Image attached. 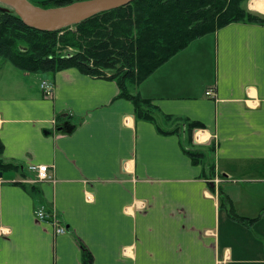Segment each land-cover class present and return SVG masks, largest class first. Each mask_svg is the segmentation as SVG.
Masks as SVG:
<instances>
[{
  "label": "crops",
  "instance_id": "1",
  "mask_svg": "<svg viewBox=\"0 0 264 264\" xmlns=\"http://www.w3.org/2000/svg\"><path fill=\"white\" fill-rule=\"evenodd\" d=\"M243 8L264 20V0ZM42 75L0 59L1 160L23 171L0 177V264H81L83 249L92 264H264V25L195 40L133 89L155 123L136 120L113 81ZM174 120L201 126L191 145L184 132H158ZM185 150L204 157L193 164ZM31 166L50 176L36 195L13 185L27 184ZM219 192L258 221L230 220ZM40 207L65 233L36 218Z\"/></svg>",
  "mask_w": 264,
  "mask_h": 264
},
{
  "label": "trees",
  "instance_id": "2",
  "mask_svg": "<svg viewBox=\"0 0 264 264\" xmlns=\"http://www.w3.org/2000/svg\"><path fill=\"white\" fill-rule=\"evenodd\" d=\"M84 0H45L34 4L42 9L58 8ZM248 0H135L118 9L99 13L79 24L53 32H40L26 27L12 10L0 9V59L17 70L29 74H53L76 69L82 74L113 81L119 88L118 98L129 101L136 120L155 123V107L151 101L134 94L133 89L184 50L190 43L233 24L264 25V20L247 12ZM1 6V5H0ZM169 116L166 121H173ZM160 134H181L192 144V133L201 126L185 120ZM0 174L22 173L19 166L1 160ZM193 164L204 154L185 150ZM19 185L31 194L36 186ZM219 208L230 220L251 227L257 218H244L234 213L231 202L218 194ZM82 263L92 264L91 255L83 249Z\"/></svg>",
  "mask_w": 264,
  "mask_h": 264
},
{
  "label": "water",
  "instance_id": "3",
  "mask_svg": "<svg viewBox=\"0 0 264 264\" xmlns=\"http://www.w3.org/2000/svg\"><path fill=\"white\" fill-rule=\"evenodd\" d=\"M133 1L135 0H84L58 8L42 9L28 0H0V9L12 10L28 28L53 32L79 24L99 13L124 7Z\"/></svg>",
  "mask_w": 264,
  "mask_h": 264
},
{
  "label": "built area",
  "instance_id": "4",
  "mask_svg": "<svg viewBox=\"0 0 264 264\" xmlns=\"http://www.w3.org/2000/svg\"><path fill=\"white\" fill-rule=\"evenodd\" d=\"M39 89L43 98L50 99L53 96V85L51 82L47 80L41 81ZM211 95V90H207L205 96L210 97ZM28 172H30L33 175L34 180L39 183L50 179L48 168L46 166H31L28 168ZM26 182L30 181L28 180ZM35 216L39 221L51 224L55 229V234L60 235L65 233V228L60 224L59 219L54 212H47L45 208L40 207L36 210Z\"/></svg>",
  "mask_w": 264,
  "mask_h": 264
},
{
  "label": "rangeland",
  "instance_id": "5",
  "mask_svg": "<svg viewBox=\"0 0 264 264\" xmlns=\"http://www.w3.org/2000/svg\"><path fill=\"white\" fill-rule=\"evenodd\" d=\"M31 3H34V4H38L39 2L38 1H35V0H29ZM39 76H43L42 74H38ZM41 83V82H40ZM39 84V83H38ZM29 181L30 182H26L27 183V185H33V186H37L38 185V183L39 182H36L35 180H34V178L32 177V178H30L29 179Z\"/></svg>",
  "mask_w": 264,
  "mask_h": 264
}]
</instances>
